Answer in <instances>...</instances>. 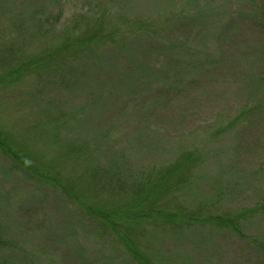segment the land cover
I'll return each mask as SVG.
<instances>
[{
  "label": "rangeland",
  "instance_id": "374dc122",
  "mask_svg": "<svg viewBox=\"0 0 264 264\" xmlns=\"http://www.w3.org/2000/svg\"><path fill=\"white\" fill-rule=\"evenodd\" d=\"M141 255L264 264V0H0V264Z\"/></svg>",
  "mask_w": 264,
  "mask_h": 264
},
{
  "label": "trees",
  "instance_id": "16d2710c",
  "mask_svg": "<svg viewBox=\"0 0 264 264\" xmlns=\"http://www.w3.org/2000/svg\"><path fill=\"white\" fill-rule=\"evenodd\" d=\"M186 165H187V162H178V164H177L176 167L182 168L183 166H186ZM175 218H176V216L171 215V219L169 218L171 220V222L170 221H166V224L175 225V223H174ZM165 220H167V219H165ZM137 259L138 260L140 259L143 262L142 264H147V261L146 260H148V259H146L145 256H142L141 255ZM144 259H146V260H144Z\"/></svg>",
  "mask_w": 264,
  "mask_h": 264
}]
</instances>
